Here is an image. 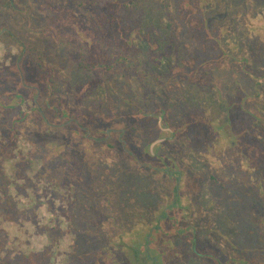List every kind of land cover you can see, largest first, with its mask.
I'll return each instance as SVG.
<instances>
[{
	"label": "rangeland",
	"instance_id": "1",
	"mask_svg": "<svg viewBox=\"0 0 264 264\" xmlns=\"http://www.w3.org/2000/svg\"><path fill=\"white\" fill-rule=\"evenodd\" d=\"M263 3L222 0L219 11L214 2L208 10L200 0H0V264H32L24 259L32 256L36 264L81 263L77 258L93 248L90 240L102 252V235H118L115 222L125 212L116 209L120 190L130 194L146 185L155 201L163 195L171 202L167 175L172 180L177 171L185 190L209 199L208 212L219 229L228 208L241 200L264 205L263 184L251 181V175H262L263 163L240 155L225 162L206 156L179 130L195 128L202 119L211 130L231 124L233 136L241 137L246 126L238 119L264 120V56L245 28H264ZM219 18L243 28L240 40L234 39L239 60L212 57L198 43L201 32L219 29ZM223 48L228 54L233 49ZM217 91L233 103L231 112H212L208 96ZM8 108L20 136L5 146L11 135L1 126ZM157 121L162 131L156 142L151 128ZM44 130L46 142L37 136ZM27 134L35 145L62 150L51 177L40 176V156L32 167L16 166L30 159ZM216 140L211 143L219 151ZM74 164L79 179L72 175ZM210 177L218 182L210 183ZM82 192L105 217L98 225L84 214ZM48 231L56 240L52 249ZM123 255L130 264V246ZM112 258L102 256L95 264H112Z\"/></svg>",
	"mask_w": 264,
	"mask_h": 264
},
{
	"label": "trees",
	"instance_id": "2",
	"mask_svg": "<svg viewBox=\"0 0 264 264\" xmlns=\"http://www.w3.org/2000/svg\"><path fill=\"white\" fill-rule=\"evenodd\" d=\"M180 1L185 2L187 0ZM211 2L215 3L216 8L214 9L220 11L222 0H200V5L209 10V8L212 9L213 7ZM262 7H264V3ZM262 10V12H264V8H262ZM219 19V21H222V25H220L219 29L215 31H204L203 34L201 32L202 35L199 34L197 38L198 43H202L208 47L205 50L212 57H214L215 53H218L217 55L220 58L228 59L233 57L237 59L238 57L239 60V54L237 53L238 46L235 45L237 42L235 43L234 39L237 38L238 41L240 40L238 35L240 34L239 31L241 32L243 28H235L236 23H232L229 26L226 19ZM245 28L249 30V34L254 35L256 49L260 51V55L264 56V28H259V26L253 27L251 25ZM245 35L247 36L248 34ZM223 44L231 49L233 48L229 54L223 48ZM259 48L261 49L258 50ZM30 51L33 55L39 57L41 55L40 51L36 49L30 48ZM242 63L243 62H240V64ZM260 66L264 68V62ZM222 94L223 93H218L217 91L208 96V103H210V106L212 105L214 107L212 112H218V110L222 111L224 109L228 112L232 111L233 103H231L229 99H225L224 94V98L221 97ZM5 111L4 114L8 115L9 119L2 122L3 125L1 128L5 133L7 132L11 135L6 139L4 144L8 146L15 142V139L20 135H18L19 129H17V121H11L13 116L10 115V111L13 110L8 108ZM184 112L185 111H182L178 115L181 117ZM208 112L211 113V111ZM23 115L25 116L27 114ZM255 117H250L247 120L241 117L237 120L240 125L242 122V124L246 126L242 128V136H245V141L241 138L242 136H233L234 132L232 131L231 124L224 129L217 128L216 130H211L206 120L201 122L202 119H196L197 127L195 128L188 124L179 128V130H181L180 134H185V137H189L192 142L191 145L201 146L206 156H209L208 154L221 156V161L224 162L226 159L231 161V159H234L235 156L238 155L246 161L250 159L255 161L256 157V160L263 163L261 172L262 175H264V127L260 124V122L264 123V120L257 118V116ZM174 126H177V124ZM161 128L159 127L158 121L155 123V126L153 124L151 128V131L156 132L158 136V139H155L156 142L160 139ZM28 134H30V132H28ZM28 134V141L33 145L32 152H29L30 159L22 158L16 166H18V169H26L24 163H27L29 167H32V162L36 161L35 157L38 158L40 156L44 158L42 160L44 161V167L41 170L40 176L43 178L51 177L53 173L52 164H57L61 158L62 150L55 148L50 151L44 146H39V143L35 145ZM174 134L178 135L177 132H174ZM38 135L42 141L46 142V140L49 139L45 130L40 132V134L37 133V136ZM194 138H197L199 141L195 143ZM214 138L218 139L216 141H219V146H217L219 151H217V149L213 150L215 146L211 142ZM155 140L153 139V141ZM243 141L246 145H243ZM250 141H252V143H250ZM159 144L158 142V145ZM253 148H255V150ZM231 155H233L234 158L231 157ZM71 170L73 177L79 179L82 173L78 171L79 168L77 164H74ZM151 170L153 171V169ZM159 171L163 172L164 170L162 169ZM177 172V176L173 177L174 179L172 180V177L167 175V178L173 182V188L171 187V202L166 201L163 195L159 196L161 199L155 201L154 194H151L150 191H145L144 188L147 187L146 185L142 187L138 186L137 189L130 190V194L127 193L125 188H122L119 192L122 199H118L116 209L122 208L125 212L124 215L121 214L119 216V223L115 222L118 235H102V237L105 238L104 241L100 242L105 248L101 249L102 252L99 253L97 250H93V248L96 249L98 246L96 247L95 242L90 243V240L88 246L93 245V248L88 250L86 255L81 259L77 258V260H81V263L77 262L76 264H95L102 256H113L112 264H128V257L123 255V251L128 250V246H130V264H174V260L179 258L180 260L187 258V262L190 264H195V262L199 264H264V205L261 206L260 202H251V204H249V202L246 201H244L243 204V200H241L240 204L235 205L234 208H228V211L221 218L224 224H222V228L219 229L216 227L217 220H215L214 223L211 217L212 214L208 212L209 208L207 201H209V199L207 200L199 196L201 194L199 193L197 199L199 200V198H202V201L197 203V199L185 190L186 183L184 177L180 179L182 173H179V171ZM258 174V172L254 175L250 174L252 178L251 181L258 186L263 184L262 190H264V177L259 176L261 173ZM3 176L4 174L2 172L0 178H3ZM245 177L249 176L246 175ZM215 182H218V180L214 177H210V183L213 184ZM237 182H240V178ZM214 192L216 191L214 190L212 193L214 194ZM82 197L83 200L81 203L84 204L85 216L89 217L90 221L92 220V223L95 225L105 220V217L101 216L100 210L93 208V206L89 204L90 201L87 200V194H83L82 192ZM125 198H127L126 201L123 200ZM213 200L216 204H220V198L217 195H213ZM246 200H251V198ZM7 201L9 204L13 202V199L8 196ZM233 202L234 204L237 203L235 201ZM7 208L14 209V205ZM212 213H215V210H213ZM228 214L231 215L227 216ZM106 224L107 223H105V225ZM53 231L55 232L56 230ZM53 231H48L50 235V245L48 249H52L53 245L56 243L55 238L51 236ZM175 240L180 241L182 245L177 246L174 242ZM163 246H166V248ZM183 246L185 247L183 248ZM111 252L112 255L110 254ZM171 252L174 254L175 259L171 261L165 260L164 257ZM37 258L32 256L24 259L33 261L32 264H36Z\"/></svg>",
	"mask_w": 264,
	"mask_h": 264
}]
</instances>
